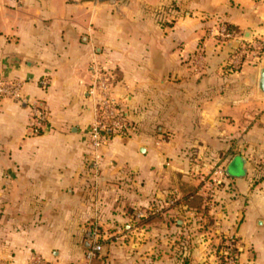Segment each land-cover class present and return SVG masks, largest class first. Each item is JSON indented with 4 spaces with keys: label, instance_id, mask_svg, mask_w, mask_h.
Listing matches in <instances>:
<instances>
[{
    "label": "crops",
    "instance_id": "crops-1",
    "mask_svg": "<svg viewBox=\"0 0 264 264\" xmlns=\"http://www.w3.org/2000/svg\"><path fill=\"white\" fill-rule=\"evenodd\" d=\"M210 14L239 30L233 40L208 38ZM240 35L264 38L262 0H0V78L21 86V100L0 101V264L33 256L80 264L92 224L115 248L137 234L121 233L130 219L109 211L115 201L139 207L181 194L197 184L193 169L204 170L188 161L189 151L201 158L234 138L249 146L238 144L225 169L236 195L225 201V234L235 237L239 264H264L263 63L224 70ZM199 44L206 66L195 76L190 57ZM93 64L114 71V94L136 127L128 139L107 138L97 179L87 142ZM36 104L49 115L37 135ZM236 158L245 168L238 162L231 172ZM142 242L136 248L150 250V230ZM102 264L131 263L110 256Z\"/></svg>",
    "mask_w": 264,
    "mask_h": 264
},
{
    "label": "rangeland",
    "instance_id": "rangeland-1",
    "mask_svg": "<svg viewBox=\"0 0 264 264\" xmlns=\"http://www.w3.org/2000/svg\"><path fill=\"white\" fill-rule=\"evenodd\" d=\"M162 10L165 16L172 15L174 6H167ZM204 20L210 21L211 24L208 27V38L215 42H225V39L212 34L218 30V27L225 25L221 18L210 14L204 17ZM239 41L231 54L230 64L224 66V70H230L229 74L239 72L245 62L264 64V38L250 43L240 35ZM197 47L203 48L202 55L206 61L204 46L199 44ZM238 144L249 146L248 142L238 143L234 138L214 143L213 149L205 150L201 158L197 153L189 151L192 154L187 155L188 161L191 159L192 164L201 163V169L204 170H200L197 166L193 169L192 177L197 184L190 189H183L181 194L172 191L165 201H150L149 205L139 207H133L129 202L120 205L122 201H115L114 203L119 205L108 208L109 211L119 214L123 212L122 216L130 219L119 224L121 233L126 235L129 229H134L138 235L123 237L121 243L115 245L116 249L111 244L116 242L114 237L108 234L107 238L100 239L102 254L96 264H102L110 256L113 261H127L131 264H239L235 243H232V248L227 250L229 238L225 234V219L229 217L225 201L236 199L225 169L229 160L238 152ZM262 163L264 159L260 160L258 166H262ZM238 164L237 160L234 161L230 171H237ZM128 225H132L131 228L126 227ZM232 227L235 228V224H232ZM147 230H150L151 248L142 251L141 248L136 247L143 243L142 233ZM131 242L133 247L130 250L126 249L124 245L129 246Z\"/></svg>",
    "mask_w": 264,
    "mask_h": 264
},
{
    "label": "built area",
    "instance_id": "built-area-1",
    "mask_svg": "<svg viewBox=\"0 0 264 264\" xmlns=\"http://www.w3.org/2000/svg\"><path fill=\"white\" fill-rule=\"evenodd\" d=\"M222 39L231 40L234 34L227 30L225 25L218 27L215 33H212ZM203 48L197 47L190 57L191 72L195 76H200L206 65L205 57L202 55ZM93 82L90 85L89 92L94 101V118L87 132V142L89 146V163L91 176L97 179L101 174L103 163L102 147L111 135L121 139H128L136 131L127 115L124 106L114 94L116 85V75L113 70L106 69L93 64L91 67ZM44 87L46 81H40ZM21 86L16 80H6L0 78V101L3 99L21 100ZM47 110L40 104L32 107V124L30 131L33 134H40L48 123ZM264 172V163L261 166ZM98 224H92L85 231L84 239L87 247L84 252L83 261L80 264H96L101 259L102 246L99 241L102 239V233L97 227ZM229 238L228 249L236 241L234 235H227ZM237 248V247H236ZM28 264H62L57 261L46 260L40 256H33Z\"/></svg>",
    "mask_w": 264,
    "mask_h": 264
},
{
    "label": "water",
    "instance_id": "water-1",
    "mask_svg": "<svg viewBox=\"0 0 264 264\" xmlns=\"http://www.w3.org/2000/svg\"><path fill=\"white\" fill-rule=\"evenodd\" d=\"M258 88H259V91L262 93V95H264V64H262V66H261ZM236 160L238 162H240V163H244V168H245L246 162L244 161V159H242V158H236Z\"/></svg>",
    "mask_w": 264,
    "mask_h": 264
},
{
    "label": "trees",
    "instance_id": "trees-1",
    "mask_svg": "<svg viewBox=\"0 0 264 264\" xmlns=\"http://www.w3.org/2000/svg\"><path fill=\"white\" fill-rule=\"evenodd\" d=\"M226 27H227V30H228L229 32L233 33V34H236V33L239 32V30H238L236 27H234V26L226 25Z\"/></svg>",
    "mask_w": 264,
    "mask_h": 264
}]
</instances>
